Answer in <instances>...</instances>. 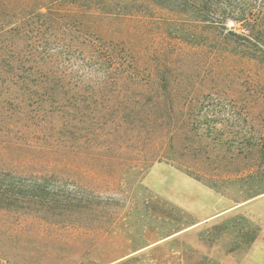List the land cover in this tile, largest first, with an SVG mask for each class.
I'll list each match as a JSON object with an SVG mask.
<instances>
[{
    "label": "trees",
    "instance_id": "16d2710c",
    "mask_svg": "<svg viewBox=\"0 0 264 264\" xmlns=\"http://www.w3.org/2000/svg\"><path fill=\"white\" fill-rule=\"evenodd\" d=\"M78 13L125 20L145 15L176 40L169 44L176 54L166 52L162 69L160 58L150 63L132 53L128 32L84 23ZM176 60L187 71L177 73ZM233 85L248 88L240 106L226 91ZM175 101L180 117L173 122ZM223 101L245 122L256 107L264 115V0H0V228L10 220L8 233H0L1 253L32 247V238L19 230L29 219H48L46 210L68 207L60 203L69 196H55L46 185L55 174L18 170L21 159L49 154L51 145L45 149L33 142L44 129L57 134L60 145L67 129L77 140L86 122L90 142L110 125L119 130L166 123L171 131L190 126L197 132L202 118L225 111ZM161 102L169 122L148 108ZM32 128L36 133L29 136ZM54 145L52 152L64 154ZM240 145L244 159L254 158L253 147L264 154V134L256 140L246 135ZM262 165L247 166L243 180L253 185ZM247 190L249 198L264 193L256 186ZM8 257L0 264H21L15 254Z\"/></svg>",
    "mask_w": 264,
    "mask_h": 264
},
{
    "label": "rangeland",
    "instance_id": "374dc122",
    "mask_svg": "<svg viewBox=\"0 0 264 264\" xmlns=\"http://www.w3.org/2000/svg\"><path fill=\"white\" fill-rule=\"evenodd\" d=\"M78 14L101 29L125 30L132 53L150 63L160 58L162 69L168 54H176V47H169L176 40L145 15L125 20ZM174 66L177 73L187 71L177 60ZM228 87L230 99L244 104L248 88ZM163 105L149 103L148 108L169 122ZM174 105L173 122L180 117L179 103ZM229 105L223 101L225 111L202 118L197 132L190 126L171 131L166 123L150 128L139 124L141 129L123 125L119 130L110 125L90 142L86 122L77 140L67 129L63 145L49 128L38 133L40 140L33 142L45 149L51 145L49 154L21 159L18 170L55 174L46 182L50 193L70 200L60 203L67 208L46 210L48 219H29L19 232L32 238V247L10 253L4 248L2 262L15 254L21 264H264V193L247 194L250 187L264 189V171L250 180L253 185L242 175L247 166H263L264 154L253 147L249 160L239 152L246 135L256 140L264 134V115L256 107L245 122L244 115L228 112ZM30 132L34 136L36 129ZM54 144L64 154L52 152ZM5 220L1 234L10 227Z\"/></svg>",
    "mask_w": 264,
    "mask_h": 264
}]
</instances>
